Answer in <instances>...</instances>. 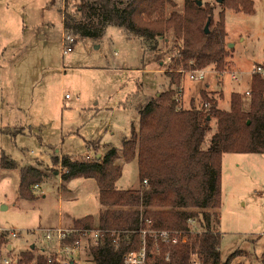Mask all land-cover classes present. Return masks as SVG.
I'll use <instances>...</instances> for the list:
<instances>
[{
  "label": "rangeland",
  "instance_id": "rangeland-1",
  "mask_svg": "<svg viewBox=\"0 0 264 264\" xmlns=\"http://www.w3.org/2000/svg\"><path fill=\"white\" fill-rule=\"evenodd\" d=\"M70 1L72 9L76 0ZM200 1L215 21L224 10L227 73L210 65L203 78L191 79V70H182L181 103L198 106L199 91L206 88L218 107L228 109L231 92L244 96L252 69H264V0H252L251 13L228 8L225 0ZM62 8L63 0H0V156L3 151L17 163L0 167V227L18 233L9 236L11 250L0 246V264L4 259L15 264L18 253L32 244L50 251L44 229L70 225L69 216L91 210L85 197L97 189L95 181L62 180L53 157L86 156L88 141L98 143V154L112 147L121 153L123 139L138 126V107L169 87L170 39L142 43L109 26L101 36L76 38L72 50L63 53ZM172 9L184 10V0H169L166 10ZM214 124L211 120V128ZM222 161L221 259L232 254V264H264V153H224ZM27 164L50 176L41 178L29 198L19 194V170ZM117 164L122 174L116 186L138 187L136 160L119 157ZM75 260L95 264L88 250Z\"/></svg>",
  "mask_w": 264,
  "mask_h": 264
},
{
  "label": "trees",
  "instance_id": "trees-1",
  "mask_svg": "<svg viewBox=\"0 0 264 264\" xmlns=\"http://www.w3.org/2000/svg\"><path fill=\"white\" fill-rule=\"evenodd\" d=\"M63 0L62 26L75 38L101 36L109 26L123 28L142 43L155 40L171 44L172 63L166 74L169 87L138 107V126L123 139L121 153L108 148L97 158V143L90 158L69 155L53 157L62 169V180L91 178L98 188L103 209L97 217L74 220L76 229H96V238L83 241L95 264H123V255L140 247V230H168L179 233L175 244L164 243L157 235L147 236L145 264H232L233 255L221 259V234L217 229L221 207L222 156L224 153H264V77L252 74L246 81L249 95L232 91L229 108L217 106L213 95L200 89L201 102L178 107L182 70L214 66L223 71L224 10L215 21L211 8L197 0H184V10L167 11L169 0ZM228 8L253 12L252 0H225ZM211 17L208 32L204 31ZM154 49V47H152ZM160 62V61H159ZM215 120L214 127L210 122ZM249 121V122H248ZM211 132L207 145H203ZM137 162L139 185L118 188L122 174L118 158ZM1 168L17 163L2 151ZM19 194L32 196L31 189L43 173L32 165L20 167ZM150 220V223H147ZM193 220L194 222H190ZM80 233L70 234V246L82 242ZM186 237L185 240H182ZM0 234V246H7ZM16 264H46L45 255L34 246L20 252Z\"/></svg>",
  "mask_w": 264,
  "mask_h": 264
},
{
  "label": "built area",
  "instance_id": "built-area-1",
  "mask_svg": "<svg viewBox=\"0 0 264 264\" xmlns=\"http://www.w3.org/2000/svg\"><path fill=\"white\" fill-rule=\"evenodd\" d=\"M76 41L75 36L71 34H65L62 38L63 42V53L69 52L72 50V45ZM204 68L203 69H193L190 71L191 79H199L204 76ZM221 73V72H220ZM219 73V74H220ZM222 73H227L223 71ZM221 73V74H222ZM258 73L264 77V69L261 66H256L252 69L251 75ZM231 78L237 80L236 75L231 72ZM181 89V88H180ZM180 89L176 95V101L178 102V107L181 106V94ZM250 91L247 89L245 91L246 95H249ZM39 185L35 184L34 188H38ZM190 222H194L190 220ZM147 223H150V220H147ZM77 232L80 233L82 238L91 237L96 238L98 236L99 231L96 229H76V228H64L62 226L48 227L44 229L43 239L44 242L50 245V251H46L44 248H41V252L46 257V264H75L73 260V254L75 251V247L80 243L79 240L75 241L74 246H70L65 243L64 240L72 233ZM0 234H6L7 238L9 236H17L13 230H9L3 227H0ZM157 235L160 240L164 243H177L179 241V233L177 231H168V230H149V229H141L140 230V239L141 244L140 247L136 250H131L126 252L123 255V264H145L147 260V243L146 239L148 235ZM186 237H183L182 240H185ZM1 264H12L7 259H4ZM16 264V263H15Z\"/></svg>",
  "mask_w": 264,
  "mask_h": 264
},
{
  "label": "crops",
  "instance_id": "crops-1",
  "mask_svg": "<svg viewBox=\"0 0 264 264\" xmlns=\"http://www.w3.org/2000/svg\"><path fill=\"white\" fill-rule=\"evenodd\" d=\"M149 100V99H148ZM147 100V101H148ZM146 101V102H147ZM145 104H143L141 107H143ZM17 125V124H16ZM88 144H87V148H88V150H87V153L85 154L86 156H83V157H88V158H90V157H92L93 156V152H94V148L93 149H91L88 145H89V143H94L93 141H88L87 142ZM97 147H98V149L100 148L99 147V145H98V143H97ZM90 150L92 151L93 150V152H90ZM100 155V157L102 156V153H100L99 154ZM60 156V155H59ZM72 158H76V157H73V156H71ZM222 160H223V156H222ZM27 165H29V164H27ZM32 166H34V167H36L37 169H39L42 173H43V175H45V176H47V177H50L49 176V173H48V171H46L45 172V170L44 171H42L38 166H35V165H32ZM54 174H57V172L55 171L54 172ZM61 174H62V169H61V167H60V177H61ZM62 178V177H61ZM222 179H223V161H222ZM70 179H68V180H66L67 182L69 181ZM81 185H86V184H84V183H80ZM91 184V183H90ZM96 184V183H95ZM40 186V185H39ZM69 186H71V183H70V185L68 184V187ZM97 186V185H96ZM123 189H125V188H123ZM67 190H69V188H67ZM85 199L89 202V204H90V207H91V210H89V211H87L84 215H82V216H85V215H90V216H93V217H97V215L99 214V212L103 209V207L101 206V204H100V202H99V198H98V188L97 189H94V186H93V189L91 188V192H90V194H88V196H86L85 197ZM82 216H69L70 218L69 219H71V224L70 225H63L62 227H64V228H73L74 227V225H73V223H74V220L75 219H78V218H80V217H82ZM54 227V226H53ZM86 238V237H85ZM85 238H82V242H80L74 249H75V251H74V254H73V260H74V262H75V264L77 263L76 262V260H75V258L77 257L78 259H79V257H82V253L83 252H85V251H87V248H86V244H84V240H85ZM8 243H7V249L8 250H11L12 248H13V244H12V242L10 241V238H8ZM33 245V247L34 246H36L35 244H32ZM17 246H19V244H17ZM30 248H32V247H30ZM38 248V247H37ZM27 249H29V248H27ZM27 249H25V250H27ZM25 250H21L20 252H22V251H25ZM20 252L18 253V255L20 254ZM17 258H18V256H17Z\"/></svg>",
  "mask_w": 264,
  "mask_h": 264
},
{
  "label": "water",
  "instance_id": "water-1",
  "mask_svg": "<svg viewBox=\"0 0 264 264\" xmlns=\"http://www.w3.org/2000/svg\"><path fill=\"white\" fill-rule=\"evenodd\" d=\"M216 1L221 2L222 0H216ZM197 3H198V5H201V1L200 0H197ZM210 19H211V17H207V20H206L205 25H204V31L205 32H208V26H209V23H210ZM99 157H100V155L97 154V158H99ZM31 247L33 248V245H31Z\"/></svg>",
  "mask_w": 264,
  "mask_h": 264
}]
</instances>
